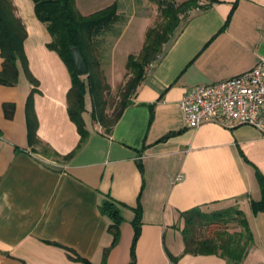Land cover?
<instances>
[{"label": "crops", "instance_id": "obj_1", "mask_svg": "<svg viewBox=\"0 0 264 264\" xmlns=\"http://www.w3.org/2000/svg\"><path fill=\"white\" fill-rule=\"evenodd\" d=\"M12 1L27 28L25 52L36 82L19 61L18 82L0 84V264H129L133 254V264H226L218 254L185 253L182 212L235 205L246 213L255 240L243 264H264V212L252 206L261 199L264 133L216 121L192 128L180 107L191 87L246 72L264 56V0H217L193 9L146 66L110 131L93 119L87 92L89 133L82 144L68 111L71 72L48 46L52 37L34 1ZM5 102L15 105L11 118ZM107 199L123 215L115 243L112 220L102 210Z\"/></svg>", "mask_w": 264, "mask_h": 264}, {"label": "trees", "instance_id": "obj_2", "mask_svg": "<svg viewBox=\"0 0 264 264\" xmlns=\"http://www.w3.org/2000/svg\"><path fill=\"white\" fill-rule=\"evenodd\" d=\"M35 12L39 20L44 22L52 37L48 46L57 51L68 66L72 76V87L68 92V111L70 118L77 125L81 135V144L86 140L89 130L84 119L85 97L87 92L92 97V117L107 131H110L122 117L125 108L137 86L143 80L145 68L156 60L164 45L181 28L189 17L190 10L198 5V0H154L161 4L163 21L158 26L148 28L140 61L130 54L127 68L135 74L126 84L121 100L109 108L107 95L110 85L107 83L101 69L98 39L100 34L121 25L128 13V1L117 0L113 4L91 14H83L77 5V0H33ZM209 7L217 0H207ZM188 14V15H186ZM186 17V18H185ZM27 28L16 13L12 0H0V50L3 57V67L0 69V84L15 85L19 80L21 61L29 79L36 82L28 67L25 52ZM79 47L89 68V73L80 76L77 73L72 56V47ZM14 103L5 102L4 111L8 118L13 117ZM112 108V111L110 109ZM27 116L30 143H38V122L34 112L32 96L27 103ZM2 130L0 129V135ZM257 179L261 189V199L253 200L254 212H264V175L258 171ZM103 212L112 223L109 230L114 235V243L119 238L123 215L119 204L107 199L102 205ZM142 209L136 208L134 225L136 237L140 233ZM184 226L182 234L185 241V253L218 254L227 259L226 264H243L250 248L254 244V236L246 213L238 206H229L213 211H205L196 206L182 212ZM108 250H106L107 253ZM105 253V257H106ZM81 259V258H79ZM174 259H176L174 257ZM134 254L131 262L134 263ZM87 264H93L84 260Z\"/></svg>", "mask_w": 264, "mask_h": 264}, {"label": "built area", "instance_id": "obj_3", "mask_svg": "<svg viewBox=\"0 0 264 264\" xmlns=\"http://www.w3.org/2000/svg\"><path fill=\"white\" fill-rule=\"evenodd\" d=\"M180 107L192 128L216 121L228 127L248 124L264 133V56L246 72L191 87Z\"/></svg>", "mask_w": 264, "mask_h": 264}, {"label": "rangeland", "instance_id": "obj_4", "mask_svg": "<svg viewBox=\"0 0 264 264\" xmlns=\"http://www.w3.org/2000/svg\"><path fill=\"white\" fill-rule=\"evenodd\" d=\"M111 1L112 0H78V7L81 12L89 14L101 9L104 5L111 3ZM127 1L129 11L125 16L124 22L121 25H119L118 22L117 25H114L111 29L104 31V34H100L98 39V48L101 55V69L107 83L110 85V91L107 95L110 105L109 108L121 100L127 82L135 75L133 71L131 72L127 68L130 52L140 48V45L144 46V31L148 27L158 26L163 21L161 4L154 0ZM182 1L183 0H177L178 3ZM208 3L207 0H198V5L193 9L201 8ZM192 10H190V12ZM128 20L129 24L127 26ZM142 48L133 53L137 61L141 60L139 54ZM111 111L112 108L109 112Z\"/></svg>", "mask_w": 264, "mask_h": 264}, {"label": "water", "instance_id": "obj_5", "mask_svg": "<svg viewBox=\"0 0 264 264\" xmlns=\"http://www.w3.org/2000/svg\"><path fill=\"white\" fill-rule=\"evenodd\" d=\"M72 56H73V60L75 63L77 73L80 76L87 75L89 73V68L87 66V62L85 60L82 50L77 46L72 47Z\"/></svg>", "mask_w": 264, "mask_h": 264}]
</instances>
